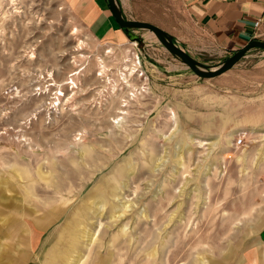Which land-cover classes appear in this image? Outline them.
<instances>
[{
	"label": "rangeland",
	"instance_id": "374dc122",
	"mask_svg": "<svg viewBox=\"0 0 264 264\" xmlns=\"http://www.w3.org/2000/svg\"><path fill=\"white\" fill-rule=\"evenodd\" d=\"M117 2L202 71L238 52L180 0ZM89 7L0 0V264H264V50L201 79Z\"/></svg>",
	"mask_w": 264,
	"mask_h": 264
},
{
	"label": "crops",
	"instance_id": "0c3cea01",
	"mask_svg": "<svg viewBox=\"0 0 264 264\" xmlns=\"http://www.w3.org/2000/svg\"><path fill=\"white\" fill-rule=\"evenodd\" d=\"M87 3V26L100 39L121 41L124 37L107 0H76ZM188 6L204 36L214 45L236 52L253 40H263L264 0H180ZM264 242V234L261 238Z\"/></svg>",
	"mask_w": 264,
	"mask_h": 264
},
{
	"label": "water",
	"instance_id": "95a60500",
	"mask_svg": "<svg viewBox=\"0 0 264 264\" xmlns=\"http://www.w3.org/2000/svg\"><path fill=\"white\" fill-rule=\"evenodd\" d=\"M109 9L112 13L113 18L117 22L121 31L129 39H134L135 36L130 32V29H145L151 32L158 42L173 56L183 61L184 64L199 78L201 79H210L220 76L221 74L226 73L231 70L235 65H237L251 49H261L264 50V41L253 40L251 41L244 49L239 50L236 54L222 67L217 70L208 72L202 71L197 67V64L192 60L188 55L183 51L177 48L171 41V39L158 27L146 23L139 22L134 20H125L123 19L117 0H107Z\"/></svg>",
	"mask_w": 264,
	"mask_h": 264
},
{
	"label": "bare ground",
	"instance_id": "6f19581e",
	"mask_svg": "<svg viewBox=\"0 0 264 264\" xmlns=\"http://www.w3.org/2000/svg\"><path fill=\"white\" fill-rule=\"evenodd\" d=\"M176 117H177V116H176ZM172 119L175 120V113H174L173 111H172ZM175 125H176V120H175ZM125 167H126V166H125ZM128 168H130V167L128 166ZM127 170H128V169H127ZM121 172H122V171H121ZM127 172H128V171H127ZM122 174H123V173H122ZM124 174H125V173H124ZM126 174H127V173H126ZM115 187H116V186H115ZM116 188H117V187H116ZM104 189H105V188H104ZM111 189L113 190V188H111ZM112 190H111V191H112ZM104 194H106V193H104ZM103 196H104V195H103ZM104 199H105V198H104ZM105 200H106V199H105ZM107 202H108V201H107ZM94 203H95V201H94ZM94 206H95V205H94ZM85 217H86V216H85ZM71 238H72V237H71ZM89 238H90V240L92 239V237H89ZM80 239H82V238H80ZM72 242H73V241H72ZM72 249H73V248H72ZM68 251H69V250H68ZM74 253H75V252H74ZM89 256H90V255H89ZM85 258H86V257H85ZM88 258H89V257H88ZM88 258H87V259H88ZM80 261H81V260H80ZM80 261H79V262H80ZM103 264H104V262H103Z\"/></svg>",
	"mask_w": 264,
	"mask_h": 264
},
{
	"label": "built area",
	"instance_id": "2783aa9c",
	"mask_svg": "<svg viewBox=\"0 0 264 264\" xmlns=\"http://www.w3.org/2000/svg\"><path fill=\"white\" fill-rule=\"evenodd\" d=\"M243 142V139H242V136L238 138V141H237V144H242Z\"/></svg>",
	"mask_w": 264,
	"mask_h": 264
}]
</instances>
